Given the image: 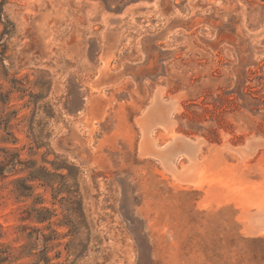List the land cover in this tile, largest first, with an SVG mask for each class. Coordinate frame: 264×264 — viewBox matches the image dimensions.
<instances>
[{"label":"rangeland","instance_id":"374dc122","mask_svg":"<svg viewBox=\"0 0 264 264\" xmlns=\"http://www.w3.org/2000/svg\"><path fill=\"white\" fill-rule=\"evenodd\" d=\"M1 163L0 264H264V0H6Z\"/></svg>","mask_w":264,"mask_h":264},{"label":"trees","instance_id":"16d2710c","mask_svg":"<svg viewBox=\"0 0 264 264\" xmlns=\"http://www.w3.org/2000/svg\"><path fill=\"white\" fill-rule=\"evenodd\" d=\"M5 4H6V0H0V16L2 14V9H3V6ZM2 33H6V32L3 31ZM4 166H5L4 163L0 164V178L4 177V175H3ZM34 179H39V178H37L36 176H32L31 180H34ZM26 181H27V179H18V180H16L14 182L15 184L19 185V188H17V190L20 192V195H23L21 190H29V189H31V187L26 185ZM41 181H42L41 185L50 186L52 188V190L54 192L53 200L56 201L59 189L58 188H54L53 184H50V182H48L47 180H43L42 179ZM23 196L28 197L29 194L28 195H23ZM69 199H72V198L70 197ZM33 202H34V204L41 203V201L38 200L37 198H35V200ZM76 202L78 203V201H76ZM32 211L34 212V215L33 216L31 215V217H33V219L37 223L42 224V223L47 222L48 225L45 228L49 229L51 227V218L54 215L53 212H51L47 208H33ZM51 234H55V232L51 230ZM43 239L45 241V244H47V241H49L48 236L43 235ZM43 259H44L45 264H48L49 260L47 258H43Z\"/></svg>","mask_w":264,"mask_h":264}]
</instances>
